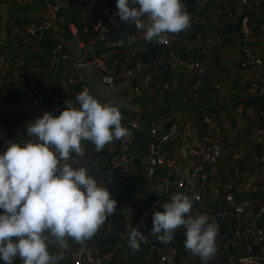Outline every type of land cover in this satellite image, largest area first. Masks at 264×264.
Wrapping results in <instances>:
<instances>
[{"label": "crops", "instance_id": "0c3cea01", "mask_svg": "<svg viewBox=\"0 0 264 264\" xmlns=\"http://www.w3.org/2000/svg\"><path fill=\"white\" fill-rule=\"evenodd\" d=\"M96 1L0 0V57L2 58L0 154L7 150L9 143L23 145L32 139L26 132L30 122L42 117L45 112L58 116L65 110L66 105L57 106L55 98L66 99L75 107L81 86H86L89 93L105 104L117 106L123 117L122 126L129 129L131 137L116 140L115 143L123 145L128 153L136 157L133 168L135 177L133 182H123L122 179L113 176L109 192L110 198L117 202L116 212L91 238L90 244H93L99 253H112L111 263L149 264L144 242L139 251L129 247L130 233L133 228H138L135 202L141 199L139 194L143 193V201L148 206H156L160 203L162 195L157 193L152 185L158 176H165L168 171L158 166L153 157L149 159L147 144L154 142L163 151L175 157L181 165L179 177L186 183H190L188 177L190 166L182 148V140L159 143L149 135L147 123L169 114L173 118L171 121L190 122L201 133V118L203 115H209L224 131L222 145L225 150L217 164L212 167L215 178L236 198L248 199L250 206L245 213L247 220L245 223L235 219L209 220V223L215 222L218 225L223 237L216 240L218 251L208 264H229L239 255L250 254V239L241 231L251 220L256 221L255 227L261 224L254 218L258 214L264 219L262 213L264 182L257 183L250 191H242L239 186L252 171L264 166V154L261 148L245 137L255 124L264 123V106L262 115L251 119L239 108L244 106L256 110L253 105L246 104L247 100L255 96L250 93L249 86L252 79L264 85V73H260L257 67L242 68L240 63L242 55L247 50L264 51V1L249 5V2L242 0H194L188 8V1L181 0L191 17V24L187 30L176 34L168 33L162 40L154 38L148 42L143 39L123 48L110 50L98 41H94L89 47L87 45L80 47L71 32L77 29L81 31L83 28L89 31V27L97 22L108 23L107 15L94 6ZM49 2H67L68 7L58 12L54 26L48 31L38 33L32 41L26 40L30 36L27 32L28 28L38 21L39 9ZM116 4L117 0L112 4L111 16L115 21V28L113 32H108V37L115 33L126 35L128 32L138 31L133 22L125 23L119 19ZM219 9L224 12L232 11L236 19L223 20L217 14ZM241 14L249 16L252 36L237 41L230 31V24H239ZM196 35H200V38ZM81 36L83 37L78 36L79 40L84 43L94 37H88V33ZM56 44L63 45V49L71 56L70 60L63 61L58 58L54 64L50 63L51 51ZM150 46L155 47L154 53L157 47L159 48L158 52L161 54L156 60L143 62L141 73L133 80L116 77L113 87L103 84L100 81L101 75L89 65L83 64L88 61L87 56L101 53L110 63L123 61L125 65L130 66L125 58L131 61L135 57L139 58L141 54L150 52ZM185 54H189L187 60L192 57L201 60L204 68L201 85L196 94L190 90L191 78H188L185 63L187 60L180 59ZM22 56L23 70L19 62ZM170 63L171 70L168 68ZM146 76L151 77L152 82L164 80L166 76L169 80L174 79L176 90L165 95L159 92H155L152 96L133 94V84L144 86ZM27 95H31L37 104L27 100ZM133 119L138 121L139 128L131 125L135 122L131 121ZM162 127H167V124L164 122ZM83 147L85 150L83 156L77 157L73 153L82 164H94L100 172L110 173V162L105 148L97 151L95 145L88 141L83 142ZM232 151L238 155L237 160L232 158ZM198 208L207 213L229 210L223 195L212 197L207 189L204 190L203 205ZM1 213L3 214L2 210ZM237 230L238 235H236ZM185 232L186 229L180 227L176 230L171 243L158 241L176 247L173 264H201L199 256L193 255L185 248ZM67 244V249L49 244L51 254H63V259L59 260L58 264H72L70 251L88 245L78 244L72 239H68ZM0 264L4 262L0 260ZM14 264H23V261L17 257ZM84 264L88 263L84 262Z\"/></svg>", "mask_w": 264, "mask_h": 264}, {"label": "clouds", "instance_id": "9594fccd", "mask_svg": "<svg viewBox=\"0 0 264 264\" xmlns=\"http://www.w3.org/2000/svg\"><path fill=\"white\" fill-rule=\"evenodd\" d=\"M116 8L119 19L133 22L148 42L187 30L191 24L181 0H117ZM65 103L58 116L45 112L27 125L31 140L23 145L9 143L0 154V260L4 264H14L17 257L23 264H58L63 254H51L49 244L61 249H67L68 239L83 244L116 212L117 202L110 198L104 181L70 162L73 153L84 155L85 141L102 151L114 140L130 138L131 132L122 126L117 106L100 103L87 90L77 94L75 107ZM197 198L195 193H174L170 203L161 205L163 211L153 213L149 235L167 244L183 227L185 248L199 256L201 264H208L218 251V225L209 223L207 214H191ZM143 242L146 235L133 228L129 247L139 251Z\"/></svg>", "mask_w": 264, "mask_h": 264}, {"label": "built area", "instance_id": "2783aa9c", "mask_svg": "<svg viewBox=\"0 0 264 264\" xmlns=\"http://www.w3.org/2000/svg\"><path fill=\"white\" fill-rule=\"evenodd\" d=\"M114 1L115 0H97L95 2L94 6L104 15H107V19L109 18V21L108 23L97 22L92 26V29L96 34L90 41L84 43V41L79 40L78 37L80 35L82 38V34H87V28H83L81 31L78 29L71 31L73 37L77 40L80 47H84V45L89 47L94 41H98L102 42L103 47L106 49H119L123 48V46L131 45L136 41L144 39L143 32L141 30L116 38L108 37L109 30L115 24L113 17H111L113 11L112 4ZM242 1H247L250 5V3H260L264 0ZM67 7V2H49L45 4L38 11V21L28 28V34L34 37L40 32L48 31V29L54 26L58 17V12L61 9ZM217 14H219V17H221L223 20L229 18L236 19V16L230 10L228 12H224L223 10L219 9L217 10ZM144 20L146 22V17ZM249 23V16L241 14L239 21V37L237 41L244 40L246 37L251 35ZM196 37L200 38V35H196ZM242 57L244 59L240 65L242 68L254 66L259 69L260 73H264V51L252 52L251 50H247L245 54L242 55ZM58 58H61L63 61L71 59V56L63 49L62 44H56L52 50L51 64H54ZM185 63L186 71L188 72V78H191L190 90L193 94H196L199 90V86L201 85L204 73L202 62L198 58L192 57L189 58ZM83 64L89 65L94 71L98 72L101 75L100 81L109 87H113L116 77L125 80H133L141 73V66L143 65L139 59L133 63L132 61L128 62L130 66L125 65L123 61L110 63L101 53H92L90 55V59ZM1 68L2 58L0 57V70ZM144 79V86L133 84V94L152 96L155 92H159L165 95L171 94L176 89L174 79H170L163 83L152 82L151 77L148 76H146ZM1 82L2 81L0 79V83ZM83 90L88 91L86 86H81L77 94L81 93ZM249 91L252 95L264 96V85L258 84L256 79H252L250 82ZM27 96L29 101L37 104L31 95ZM96 99L100 103L105 104L102 100L98 98ZM66 101V99L55 98L57 106L62 107L66 105ZM239 110L250 119L255 116H261L263 113L262 111H254L253 108H246L244 106H241ZM172 119V116L165 114L160 119L152 120L149 123L148 133L159 143H166L175 139H179L180 141L182 140V148L185 150V154L189 160L190 168L188 171V177L190 183H186L180 179L179 176L181 165L175 157L170 156L154 142L147 144L149 159L153 157L154 160H156L158 166H161L168 171L167 175L158 176L152 185L153 189L162 195L160 203H157L156 206H148L143 201V193L139 194L141 199H137L135 202L137 227L143 234L146 235V242H144V244L148 249V255L151 264H173L175 260L177 251L175 246L171 244H161L159 243L158 239L149 235L151 226L153 225V213L155 211H163L161 205L164 203H170L172 194L176 192H184L185 194L191 196L193 193H195L198 198L193 202L191 214L193 216L207 214L209 220L212 218H219L221 221L235 219L245 223L247 221L245 218V213L250 206V201L248 199H238L233 195V193L227 192L224 186H221L217 182L215 178V172L212 171V167L217 164L225 150L222 145V139L224 136L223 129L219 128V126L215 124L209 115H203L201 118V133H199L190 122L177 123L176 121H171ZM135 120L136 119H133L131 121ZM164 122L167 124L166 128L162 127ZM131 125L134 128H139L138 121L132 122ZM245 137L249 142L257 144L264 154V123L255 124L251 129L248 130ZM115 142L116 140L105 146L110 162V173L113 172L114 177L122 179L123 182H133V168L136 157L128 153L126 147L123 145H117ZM232 153V158L237 160L238 155L233 151ZM70 163L73 168L85 167L89 169V165L82 164L81 161L73 154L72 161ZM172 176L174 179L171 180L170 178ZM262 182H264V166H259L247 176L245 182L239 186V189L242 191H250L257 183ZM98 184L102 186L101 181H98ZM205 189L210 192L212 197L223 195V199L227 202L229 210H220L209 213L202 212L198 206L203 205ZM194 206L196 208H194ZM261 210L262 209H260V211ZM262 213H264V210H262ZM254 218L259 220L261 224L255 227L254 225L256 221L254 222L251 220L249 223H246L243 226L241 232H245L250 239V244L257 247V256L253 257L250 254L239 255L229 264H264V219L261 217V214H258ZM238 234L239 231L237 230L236 235ZM221 237H223V235L220 234L218 230L216 240H219ZM86 242L88 244L86 247L79 246L70 251L72 264H84V262H87L88 264H104L105 262L114 264L111 263V259L113 258L112 253H99L96 251L95 246L90 244L91 239Z\"/></svg>", "mask_w": 264, "mask_h": 264}, {"label": "trees", "instance_id": "16d2710c", "mask_svg": "<svg viewBox=\"0 0 264 264\" xmlns=\"http://www.w3.org/2000/svg\"><path fill=\"white\" fill-rule=\"evenodd\" d=\"M188 1V3H187V7L189 8L190 6H191V4L194 2V0H187ZM196 1V0H195ZM239 24H236V23H233V24H230V31L234 34V37H236L237 39H238V37H239ZM236 32H237V34H236ZM96 34V33H95ZM128 34H131V33H129L128 32ZM128 34H126V35H128ZM197 34V33H196ZM236 35V36H235ZM93 36H95L94 35V31L92 30V26H91V28L89 27V31H88V37H93ZM119 36H125V35H121V34H119V33H115L113 36H110L109 38H116V37H119ZM157 46V45H156ZM150 48H151V50H150V52H145V53H143V54H141V56H139V58L138 57H135V58H133V60H132V63L134 62V61H136L137 59H139L142 63L143 62H151V61H155L156 60V58L158 57V55H160L161 53L160 52H158L159 51V48L157 47V51H155V53L156 52H158V53H154V51H153V49L155 48V47H152V46H150ZM253 52V51H252ZM257 52H259V51H257ZM50 58H51V56H50ZM128 62H131V60H129V58H125ZM244 61V59H243V57H242V59H241V63ZM241 63H240V65H241ZM250 68H252V67H254V66H249ZM169 79L167 78V76H166V78L164 79V80H161V81H157L156 80V82L157 83H163V82H166V81H168ZM263 85V84H262ZM176 90V89H175ZM174 90V91H175ZM173 91V92H174ZM264 96L263 97H261V96H253V97H251L249 100H247L246 101V104L247 105H253L252 107H254L255 109H256V111H262V108H263V106H264ZM263 112V111H262ZM147 124H149V122L147 123ZM164 128H166V127H164ZM126 150H127V148H126ZM128 152V151H127ZM104 169L105 168H103L102 169V171H104ZM135 177V176H134ZM171 180L172 179H174V177L172 176L171 178H170ZM219 230V229H218ZM219 232H220V230H219ZM221 233V232H220ZM222 234V233H221ZM146 247V246H145ZM145 255L147 256V258L146 259H148V261H149V264H151V261L149 260V255H148V249H146L145 250ZM69 256L71 257V255H70V253H69Z\"/></svg>", "mask_w": 264, "mask_h": 264}, {"label": "water", "instance_id": "95a60500", "mask_svg": "<svg viewBox=\"0 0 264 264\" xmlns=\"http://www.w3.org/2000/svg\"><path fill=\"white\" fill-rule=\"evenodd\" d=\"M88 2H91V0H88ZM114 28L115 27L113 26L111 28V30H109V33L113 32ZM26 40L32 41L33 37L29 36V38L26 39ZM23 56H22V59L19 60V62L21 64V67H22V70H23ZM188 57H189V54H185V55L181 56L180 59H181V61H184V60H187ZM86 58H87V60H89L90 56H87ZM89 170H90V173L95 178H97L98 180H103L104 181L105 187L109 191V189H110V187L112 185V182H113V176H114L113 172H111V173L100 172L94 164H90L89 165ZM83 244L87 245V242H84ZM250 248H251L250 255L253 256V257H256L257 256V254H256V246L255 245H251Z\"/></svg>", "mask_w": 264, "mask_h": 264}, {"label": "rangeland", "instance_id": "374dc122", "mask_svg": "<svg viewBox=\"0 0 264 264\" xmlns=\"http://www.w3.org/2000/svg\"><path fill=\"white\" fill-rule=\"evenodd\" d=\"M168 68L171 70V63L170 64H168ZM27 100H28V96H27ZM146 249H147V247H146Z\"/></svg>", "mask_w": 264, "mask_h": 264}]
</instances>
